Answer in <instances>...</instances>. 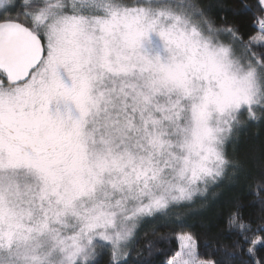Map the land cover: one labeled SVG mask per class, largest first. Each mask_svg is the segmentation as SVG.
Listing matches in <instances>:
<instances>
[{"label":"snow or ice","instance_id":"1","mask_svg":"<svg viewBox=\"0 0 264 264\" xmlns=\"http://www.w3.org/2000/svg\"><path fill=\"white\" fill-rule=\"evenodd\" d=\"M0 264H264V0H0Z\"/></svg>","mask_w":264,"mask_h":264},{"label":"trees","instance_id":"2","mask_svg":"<svg viewBox=\"0 0 264 264\" xmlns=\"http://www.w3.org/2000/svg\"><path fill=\"white\" fill-rule=\"evenodd\" d=\"M208 215L211 216V213L209 212Z\"/></svg>","mask_w":264,"mask_h":264}]
</instances>
